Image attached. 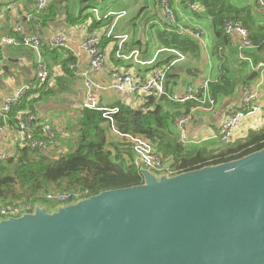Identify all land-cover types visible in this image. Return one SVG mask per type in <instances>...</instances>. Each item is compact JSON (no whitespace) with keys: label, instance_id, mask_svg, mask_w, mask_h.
Returning a JSON list of instances; mask_svg holds the SVG:
<instances>
[{"label":"water","instance_id":"obj_1","mask_svg":"<svg viewBox=\"0 0 264 264\" xmlns=\"http://www.w3.org/2000/svg\"><path fill=\"white\" fill-rule=\"evenodd\" d=\"M141 172V185L0 220V264H264V148Z\"/></svg>","mask_w":264,"mask_h":264},{"label":"trees","instance_id":"obj_2","mask_svg":"<svg viewBox=\"0 0 264 264\" xmlns=\"http://www.w3.org/2000/svg\"><path fill=\"white\" fill-rule=\"evenodd\" d=\"M64 1L49 0L42 11H40L38 10V0H12L14 4L15 2H20L25 9L32 10L33 18L28 22L29 28H32L34 24H38L41 28L48 26L55 22L62 13H64L69 24H81L92 16L91 12L85 14V9L95 8L98 5V3L93 2L90 5L82 6L79 14H74L67 4L62 6ZM86 1L88 0H82V2ZM194 1L197 0H181V4L186 6V3H193ZM199 1L208 7L217 34H225L224 26L228 21H240L249 31V26L240 18L238 11L232 16H222L220 14L224 10L216 5L219 0ZM8 4L6 2L5 6ZM155 7L156 9L152 14H147V12L144 14L143 22L160 17L158 3H156ZM4 11V17H9L10 10L5 8ZM114 18L115 16H103L99 20L97 18L92 19L88 26L89 32L93 33L101 27L109 28ZM5 22L8 23V18H5ZM152 28L157 27L152 25ZM156 31V35L165 46L178 47L182 51L191 52L194 55L201 49L197 39L165 30L162 31L160 28H157ZM5 33L9 35L15 34L7 25L5 31L1 30L0 26V34L4 35ZM249 33L250 41L251 43L253 42L255 47V51H253L254 59L256 61L264 60V33L258 34L253 32V30L249 31ZM226 37L228 36L226 35ZM226 37L224 38L226 39ZM111 41L115 42L111 57L118 60V62L124 63L122 59L116 57L119 46L115 38L107 37V34H104L100 46L105 49ZM19 48L34 53L33 48L27 46H19ZM136 48L143 49L142 45L136 40L129 39L126 42L125 49L127 52ZM144 52L143 50L142 53ZM63 53H66V56ZM43 55L47 66H49L51 76L53 75V68L58 65L73 78V80H70L75 81L77 58L70 51L65 48L46 46L43 48ZM141 58L145 61L147 60L142 55ZM173 59V57H169L161 62H157V59L154 67H165ZM249 82L244 80L243 84L245 85ZM166 83L167 90H170V83L167 81ZM58 84L62 85V79ZM51 93H55V90L49 85V81L45 82L41 87L31 88L25 99L8 113V121L19 125V119L16 116L19 112L26 111V109L29 110L27 113L38 116L36 114L39 107L36 103ZM142 102L140 106L127 104L123 100L115 102V104L110 106V108H118L117 112L111 114L113 123L108 117L104 116L103 110L83 107L79 110L74 122L73 131L77 132L74 138L64 137L61 139L60 133L63 132L58 131L53 126L57 135L54 145L57 144V141L60 142L58 145L60 147L56 148L55 152H53V148L45 151L42 148L32 147L29 142H26L18 147L14 157H8L5 160L0 159V209H8L12 205L29 204L31 206L29 212H32L37 204H41L48 206L51 211L61 205L100 194L104 190L123 189V187L141 185L144 182L141 172L142 168L135 166L133 150L124 134L146 137L153 142L159 153L164 147L163 137L165 135H176L174 130L175 119L198 104V101L191 100L183 104L185 105L184 110L173 109L171 105H176L179 102L171 101L168 97L162 100L160 95L155 93L145 95ZM41 121L36 119L37 129L34 132V137L44 140ZM226 143H228L227 146L217 153L208 151L206 148H200L195 155L189 158H179L176 155L174 157L176 161L170 165L173 170L172 175L179 174L182 171L198 169V167L202 166L233 161L264 148V128L259 131L249 132L245 138L237 139L235 142ZM65 146L68 147L63 152L61 149L65 148ZM177 148H183L179 141L177 142ZM161 158L166 162L163 155ZM66 192L73 194L71 200L66 203L55 202L48 199L47 196L49 193ZM2 219H6V217H2L0 220Z\"/></svg>","mask_w":264,"mask_h":264},{"label":"crops","instance_id":"obj_3","mask_svg":"<svg viewBox=\"0 0 264 264\" xmlns=\"http://www.w3.org/2000/svg\"><path fill=\"white\" fill-rule=\"evenodd\" d=\"M255 1L256 0H219L216 5L218 8L224 10V12L220 14L222 16H232V14H235V12L238 11L240 18L249 26V31L253 30V32L263 34L264 16H261L256 12ZM6 2L9 3L7 6H5ZM93 2L99 4L100 0H88L86 2H82V0H65L62 6H66L67 4L73 10L74 14H79L82 6L90 5ZM156 3H158V0H110L107 5H105L103 1V7L97 5L95 8L100 10L102 15L108 11H127V15L122 16L117 20L114 18L112 24L115 22V33H129L130 39L136 40L142 45L143 49H140L145 51L142 53V56L145 57L144 59H147L146 61L148 62L154 59L157 49L168 47L165 46L156 35L157 28H160L163 31L165 26L163 28L156 23H151L152 20L143 22L144 27L142 31L139 30V26H136V21L141 15L143 21V16L146 12L147 14H152V12L155 11ZM201 4L203 8L199 10H192L188 4L184 6L181 4V0L175 4L178 16L183 22L206 30L207 36L204 43H202L203 45L199 42L201 46L200 51L195 53V55L191 52H185L187 59L176 62H172L175 59L174 55L167 52H161L157 57V62L164 61L169 57L174 58L171 63L163 67L167 72L166 81L170 83V90H167L168 93L181 92L188 85H202L205 81H208L210 82L211 95L217 100V105L211 111L199 110L197 112V122L188 130V141L180 139L176 128L174 129L176 132L175 136L165 135V137H163L164 147L158 154L160 156L163 155L164 159H166V163L169 165L176 161L174 158L176 155L179 156V158H189L190 156L195 155L200 148H206L213 153L223 150L228 143L216 136L217 131L226 116H228L230 110L234 108L235 105H241L244 80L250 81L249 83L251 84L257 81V75L254 76L253 80H249V76L254 70L252 71L245 63L240 62L238 55V37L234 36L233 38H230L226 37L225 34H217L208 7L202 2ZM5 8L10 10V17H13L16 22L23 26V28L32 30V28L36 26L40 27L38 24H34L32 28H29L28 22L33 18L32 10L25 9L20 2H15L14 4L12 0H4L0 4L1 30L5 31L6 25L10 28L9 22H5ZM95 8H87L88 10L85 9L84 13L91 12L93 17L91 16V18H87L81 24H69L66 21L64 13H62L55 22L48 26H44L43 28L40 27V29L43 30L42 32H44L46 36L55 32L67 31L72 34L76 40L81 41L91 34L88 26L92 22V19L96 18L94 16ZM152 25H156L157 28L153 29ZM145 28L147 29V33L145 32ZM5 35H7V33L2 37ZM146 36L148 37V40L142 42L141 39H145ZM2 37H0V39ZM224 37H226V39ZM111 42L113 43L114 41ZM111 42H109L105 48L107 49L108 54L106 67L101 73L94 76L96 82L105 85L104 89L99 93V102L110 107L115 104V102L123 100L127 104L136 106L138 104V106H140V104L143 103L142 100L145 94L140 92L137 94L123 93L114 90L111 84L113 75L125 72L132 74L135 78L145 77L151 72L152 68L156 66L154 63L157 62L135 64L132 60L129 61L123 59L124 63L118 62V60L111 57L115 48V44L111 45ZM5 46L9 49L3 53L2 47ZM5 46L0 47V66L8 64L7 62H12L15 66H13L11 70L6 71L5 74L0 71V74H2V81L0 82V105L4 103L5 98L15 89H18L25 82H34L37 76L35 53L19 48V46ZM253 50L255 51V48ZM63 55L66 56V53H63ZM86 60L87 57L84 56V58L77 61V67L75 69L76 78L74 79V82L72 81L73 78L62 70L61 66H55L53 68V75L51 76L49 85L54 87L56 86V82L58 84L62 79L63 86L58 85L60 87V92L64 95V99L63 101L50 100L49 102L52 101L57 103V105L53 104L50 106L49 104H46L45 107L37 109L38 112L36 115L38 116H36V119L42 120L41 122L47 120V122L52 123L58 131H62L63 133H60L61 139L64 137L74 138L77 135V132L73 131V127L79 110L84 107L83 101L85 99L86 86L84 85V76L82 73L84 65L87 62ZM7 82L8 86L4 87L2 84ZM262 99H264V93ZM63 104L70 106L69 114L67 112H61L60 109H56L58 105L62 106ZM184 107L185 105L179 103L171 105V108L173 109L179 108L184 110ZM27 111L29 110L26 109V111L19 112L16 117L20 119L21 115H24ZM0 124L4 127L3 139L1 142L3 150L17 153L18 147L24 144V140L19 134L18 125L9 122L8 115L7 117H0ZM262 128H264V112L262 116L250 120V122L247 123V127L235 135L234 142L237 139L245 138L249 132L254 130L259 131ZM178 141L183 146L182 149L177 148ZM59 144L60 142L57 141V144L53 145V152H55L56 148L60 147L58 146ZM67 147L68 146H65V148H62L61 150L63 152L66 151Z\"/></svg>","mask_w":264,"mask_h":264},{"label":"built area","instance_id":"obj_4","mask_svg":"<svg viewBox=\"0 0 264 264\" xmlns=\"http://www.w3.org/2000/svg\"><path fill=\"white\" fill-rule=\"evenodd\" d=\"M4 0H0V4ZM49 0H38V10L46 6ZM176 2L180 0H158L160 7V18L152 20L151 23H156L159 26H165V31L174 34L188 36L197 39L201 44L206 38V30L201 27H194L183 22L177 13ZM192 10L202 9L203 6L199 0L193 3H187ZM256 12L264 16V0L255 1ZM127 15L126 10L118 12L108 11L104 15L100 10L94 9V16L99 20L103 16H115V20ZM10 28L15 34H7L0 39V47L5 45L13 46H27L33 48L36 58L37 76L34 82H25L18 89H15L9 94L2 105H0V117H7L8 113L17 105H19L27 96L29 90L33 87H41L45 82L50 81V69L45 62L43 55V48L46 46L65 48L70 51L78 60L87 57V62L84 65L83 76L84 85L86 86L85 99L83 101L84 107L103 110L104 116L108 117L112 122V113L118 111V108H110L99 102V93L104 89L105 85L100 84L94 80V76L101 73L106 67L108 60L107 49H103L100 44L102 36L107 34V37L116 39L119 46L116 56L119 59L133 61L135 64L154 63L161 52L171 53L175 56L172 62L186 60L185 52L178 48L161 47L157 49L155 57L151 61H144L141 58L142 50L140 48L132 49L130 52L126 51V42L130 39L129 33H115V22L109 28L101 27L94 31L85 39L78 41L72 34L67 31L55 32L46 36L40 27H34L32 30L23 28V26L15 20L9 21ZM136 26L142 31L144 23L142 15L137 19ZM148 28V27H147ZM139 31V32H140ZM147 33V29L145 28ZM144 32V33H145ZM225 34L233 38L238 37V55L240 62L245 63L252 71L257 72V81L253 84L249 83L242 88V103L240 106L235 105L226 116L225 120L219 127L216 136L225 142H234L235 135L247 127L250 120L262 116L264 112V60H255L253 57V42L250 41V33L247 28L240 21H228L224 26ZM148 37L141 39L146 42ZM115 42H111L114 45ZM203 45V44H202ZM166 69L163 67L153 68L151 72L145 77L135 78L130 73H117L112 78V88L123 93H143L145 95L155 93L157 95L165 94L171 101L185 104L189 101H198L197 106L191 108L189 111L182 113L175 120V128L183 141H188V130L197 122V112L199 110H213L217 105L210 92V82L205 81L202 85H188L183 91L177 93H168L166 82ZM36 116L29 115L27 112L21 115L19 119L18 130L22 139L29 142L32 147L42 148L44 150H51L54 141L57 137L54 127L51 123L45 120L40 124L43 125L44 140L36 139L35 130L37 129ZM35 121V123H34ZM113 123V122H112ZM39 125V124H38ZM4 127L0 124V159L5 160L8 157H14L16 154L10 151H4L2 148ZM126 140L130 143L133 150L134 164L138 168H146L152 171L172 175L173 170L161 156L158 154L153 142L146 137L134 134H124ZM48 199L55 202L66 203L73 197L71 192L66 193H49ZM31 206L28 204L12 205L8 209H0V219L2 217L9 218L11 216H21L29 212Z\"/></svg>","mask_w":264,"mask_h":264},{"label":"rangeland","instance_id":"obj_5","mask_svg":"<svg viewBox=\"0 0 264 264\" xmlns=\"http://www.w3.org/2000/svg\"><path fill=\"white\" fill-rule=\"evenodd\" d=\"M103 1H104V4L105 5H107L108 4V2L110 1V0H100V2H99V4L98 5H100V6H102L103 7ZM5 18H8V22L10 21V20H15L13 17H5ZM16 21V20H15ZM1 36L0 37H2L3 36V34H0ZM2 49H3V53H5V51H7L9 48L8 47H2ZM35 53V52H34ZM8 64H5V65H1L0 66V71H2V73L3 74H5L6 73V71H8V70H11L12 69V67L13 66H15L14 65V63H12V62H7ZM0 76H2V74H0ZM54 90H55V93H51V94H49V95H46V96H44V98L41 100V101H39V102H37L36 103V105H38V107L39 108H41V107H45V105L46 104H49L50 106L51 105H53V104H56L57 105V103H54V102H52V101H58V100H60V101H63V99H64V95H63V93L62 92H60V87H59V85L57 84V82H56V86H54V87H52ZM54 94V95H53ZM50 100H52L51 102H49ZM137 106H138V104H137ZM56 109H60L61 110V112H67L68 114H69V111H70V106H67L66 104L64 105H62V106H57L56 107ZM28 114L29 115H31V113H29L28 112ZM34 115V114H33ZM44 150V149H43ZM46 151V150H45ZM153 173L156 175V176H158V177H160V175H166V174H164V173H157V172H155V171H153ZM61 206H64V205H61ZM48 207V206H47ZM48 209H49V213H51L53 210H51L50 211V208L48 207Z\"/></svg>","mask_w":264,"mask_h":264}]
</instances>
